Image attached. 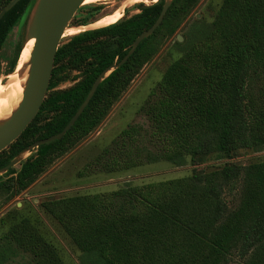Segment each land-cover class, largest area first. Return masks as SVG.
Instances as JSON below:
<instances>
[{"label": "trees", "instance_id": "trees-1", "mask_svg": "<svg viewBox=\"0 0 264 264\" xmlns=\"http://www.w3.org/2000/svg\"><path fill=\"white\" fill-rule=\"evenodd\" d=\"M11 0H0V11ZM37 0H21L0 20V51L9 31ZM200 0H172L152 35L105 77L74 125L60 139L38 146L16 174L0 180L6 200L26 190L52 160L93 132L144 64L173 37ZM163 2L140 9L114 26L83 32L55 54L48 91L22 134L0 152V169L31 144L57 135L107 68L123 59L134 40L157 20ZM92 20L100 8L88 6ZM15 44L6 74L16 68L24 41ZM175 41L179 57L166 68L141 110L148 133L129 126L78 173H114L167 162L231 160L264 147V0H222L212 21H193ZM76 70L79 80L52 89ZM50 91V92H49ZM9 172H12L10 170ZM238 199L231 208L226 195ZM81 254V264H264V162L224 163L172 180L76 195L40 204ZM64 264L28 219L0 237V264Z\"/></svg>", "mask_w": 264, "mask_h": 264}, {"label": "rangeland", "instance_id": "rangeland-1", "mask_svg": "<svg viewBox=\"0 0 264 264\" xmlns=\"http://www.w3.org/2000/svg\"><path fill=\"white\" fill-rule=\"evenodd\" d=\"M120 1L122 0H118L115 5L114 3L107 4V6L99 4L92 5L99 7L100 11L96 14V17L86 23H84V20L88 16H92L93 11L88 6H81L69 23V28H67L65 34L72 33L79 28H83L85 31L96 29L93 27L89 29L84 27L92 25L103 15L115 11L120 5ZM151 1L148 0L146 5H151ZM221 2L222 0H200L182 23L178 32L173 37L166 39L160 46L157 54L142 66L126 91L112 106L107 117L93 132L75 146L68 149L64 154L54 158L48 168L29 188L21 191L9 200H6L4 196L0 197V237L11 224L26 218L52 244L64 264H81L80 252L71 243L60 226L40 207L43 201L68 196L114 191L127 184L139 186L150 182L177 179L188 176L193 171L204 172L217 169L226 162L239 165L264 162V147H262L259 150H241L231 160L216 159L213 155L207 162L197 166L187 164L177 167L167 162H157L114 173L96 172L93 175L84 177H79L78 175L83 167L107 147L122 130L129 126L137 125L142 128L143 135L148 133L147 118L141 108L147 100L150 91L160 80L168 65L179 57V53L174 48L175 41L183 42L182 34H184L193 21L202 19L206 23L211 22ZM138 5L126 9L119 22L138 14L140 12L137 10ZM28 15V12L24 14L21 20L9 31L2 45L0 51V79L6 76L8 59L12 55L15 44L21 40L23 25ZM72 37L63 38L60 46L66 44ZM64 76V80L59 82L52 91L71 87L79 80L80 73L72 70L66 72ZM46 94L48 93L46 92ZM35 151L36 148L30 149L28 153L31 155L29 156H33ZM24 161H19L7 172H1L0 180L4 181L14 176ZM10 170L12 172H9ZM225 200L231 208L238 201V199L228 194L225 196ZM27 260L28 258H17L12 264H25Z\"/></svg>", "mask_w": 264, "mask_h": 264}, {"label": "water", "instance_id": "water-1", "mask_svg": "<svg viewBox=\"0 0 264 264\" xmlns=\"http://www.w3.org/2000/svg\"><path fill=\"white\" fill-rule=\"evenodd\" d=\"M19 1L21 0H11L0 11V20L4 14L13 8ZM83 1L84 0H37L33 8L27 11L29 15L25 24L23 25L25 26V33L21 50L30 40H34V46L31 52L30 60V74L20 105L12 114L10 119L0 125V152L7 149L14 141H16V139L22 134V132L38 114L40 107L45 100L46 92L48 91L51 73L54 67L55 54L60 47V42L65 30L69 28V23L75 16L78 9L83 6ZM162 2L163 6L155 23L134 40L129 51L122 60H120L118 63H114L98 76L86 98L62 132L44 140L35 142L32 144V146H29V148L13 158L7 166H5L3 169H0V173L7 172L19 161L29 158V155L31 154L28 153V151L30 149H37L40 145L60 140L66 134V132L74 125L80 114L83 112L84 108L89 103L100 82L113 70L120 67L134 52L139 43L143 39L152 35L161 24L172 0L170 2H166V0H155L154 3H151V5H154L160 4ZM151 5L140 4L139 6L140 9H143ZM178 40L180 41V39Z\"/></svg>", "mask_w": 264, "mask_h": 264}, {"label": "bare ground", "instance_id": "bare-ground-1", "mask_svg": "<svg viewBox=\"0 0 264 264\" xmlns=\"http://www.w3.org/2000/svg\"><path fill=\"white\" fill-rule=\"evenodd\" d=\"M118 0H84L83 6L92 5H106L110 3H117ZM171 0H166L170 2ZM152 0L151 3H154ZM143 3H148V0H122L119 7L112 13L103 15L100 19L95 21L92 25L84 28H106L114 26L123 16V12L132 8L133 6ZM112 7V6H111ZM87 30V29H86ZM67 29L65 30V32ZM83 28L76 29L72 33L63 34V38L72 37L76 34L83 32ZM34 40H30L20 52V57L16 68L13 73L0 79V125L7 122L12 114L17 110L22 101L23 92L25 90L31 66V52L33 50Z\"/></svg>", "mask_w": 264, "mask_h": 264}, {"label": "flooded vegetation", "instance_id": "flooded-vegetation-1", "mask_svg": "<svg viewBox=\"0 0 264 264\" xmlns=\"http://www.w3.org/2000/svg\"><path fill=\"white\" fill-rule=\"evenodd\" d=\"M139 8H140V6L138 5L137 6V10H139ZM140 11V10H139ZM97 15H95V17H96ZM132 17V16H131ZM130 18V17H129ZM129 18H126V19H124V20H127V19H129ZM124 20H121V21H124ZM88 26H90V25H88ZM88 26H85V27H88ZM115 63H118L117 62V57H116V59H115Z\"/></svg>", "mask_w": 264, "mask_h": 264}]
</instances>
